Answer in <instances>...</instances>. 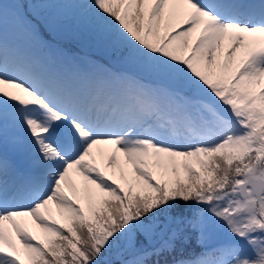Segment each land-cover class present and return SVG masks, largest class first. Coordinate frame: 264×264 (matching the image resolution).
I'll return each mask as SVG.
<instances>
[{
  "label": "snow or ice",
  "instance_id": "snow-or-ice-1",
  "mask_svg": "<svg viewBox=\"0 0 264 264\" xmlns=\"http://www.w3.org/2000/svg\"><path fill=\"white\" fill-rule=\"evenodd\" d=\"M0 264H264V0H0Z\"/></svg>",
  "mask_w": 264,
  "mask_h": 264
}]
</instances>
